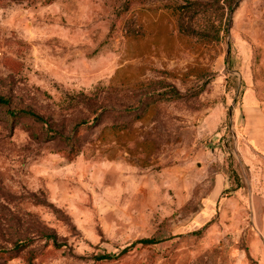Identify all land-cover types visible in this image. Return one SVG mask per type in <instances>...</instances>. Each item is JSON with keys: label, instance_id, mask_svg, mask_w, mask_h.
I'll return each mask as SVG.
<instances>
[{"label": "rangeland", "instance_id": "374dc122", "mask_svg": "<svg viewBox=\"0 0 264 264\" xmlns=\"http://www.w3.org/2000/svg\"><path fill=\"white\" fill-rule=\"evenodd\" d=\"M251 93L264 107V0H0V264H264Z\"/></svg>", "mask_w": 264, "mask_h": 264}, {"label": "crops", "instance_id": "0c3cea01", "mask_svg": "<svg viewBox=\"0 0 264 264\" xmlns=\"http://www.w3.org/2000/svg\"><path fill=\"white\" fill-rule=\"evenodd\" d=\"M243 115L238 137L240 165L245 174L243 189L248 191L247 200L255 205L254 216L264 219V107L252 93L245 100ZM240 193L245 194L243 190ZM260 228L264 235V222Z\"/></svg>", "mask_w": 264, "mask_h": 264}, {"label": "trees", "instance_id": "16d2710c", "mask_svg": "<svg viewBox=\"0 0 264 264\" xmlns=\"http://www.w3.org/2000/svg\"><path fill=\"white\" fill-rule=\"evenodd\" d=\"M217 5H219V2H213V3H200V2H191V3H188V5L186 7H183L181 10V13H180V28L181 30H184V17H186V15L190 12H199V13H206V14H213L214 12H217L219 10L220 7H216ZM203 8V9H202ZM185 11V12H184ZM182 12H184L182 14ZM219 18H221L223 16V13H221L220 15H218ZM215 33H217V40L219 39V34H220V28L221 26H217L215 25ZM225 31L226 33H228V24H226V28H225ZM173 96L175 98H180V93L176 90V91H173ZM9 101L3 97H0V105H9ZM9 117L11 118V123H14V122H17V120H19L20 118L22 117H25V118H31L33 119L34 121H37V122H40V123H45V120L44 118H42L41 116L33 113V112H26V111H23V112H20V113H10ZM87 127V126H90L88 124V122L86 121H83L79 126H77L75 128V132H74V135L70 138H66L64 139L63 137H60L61 139L63 140H67L70 142L71 144V151L68 153V158L70 160H73L75 157H77L78 155H80V148H79V144L77 143L78 139L80 138V135H81V131H80V127ZM55 135L53 136H60L59 133H54ZM242 186H238L237 188L240 189ZM162 241L161 240H158V239H142V240H139V241H136L135 243L132 244L131 248L134 247V246H137V245H142V246H154V245H157V244H160ZM21 248V246L19 247ZM128 249H125L123 251V253L127 252ZM9 257V260L11 259H14L16 257V255L10 257V255H8ZM115 257H112V256H109V255H103L101 257L98 258V260L100 261H112L114 260Z\"/></svg>", "mask_w": 264, "mask_h": 264}]
</instances>
